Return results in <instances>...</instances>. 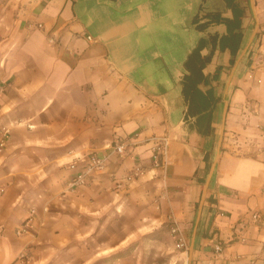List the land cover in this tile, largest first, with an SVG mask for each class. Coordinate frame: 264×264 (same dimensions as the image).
Instances as JSON below:
<instances>
[{
	"label": "crops",
	"instance_id": "obj_1",
	"mask_svg": "<svg viewBox=\"0 0 264 264\" xmlns=\"http://www.w3.org/2000/svg\"><path fill=\"white\" fill-rule=\"evenodd\" d=\"M230 33L234 53L219 46ZM199 43L208 134L185 118L182 91ZM0 84V264H148L141 237L160 230L147 246L171 249L169 214L182 264H264V0H0ZM116 141L123 155L65 190L85 155Z\"/></svg>",
	"mask_w": 264,
	"mask_h": 264
},
{
	"label": "built area",
	"instance_id": "obj_2",
	"mask_svg": "<svg viewBox=\"0 0 264 264\" xmlns=\"http://www.w3.org/2000/svg\"><path fill=\"white\" fill-rule=\"evenodd\" d=\"M41 26V24H38ZM4 89L0 84V92ZM10 136V125L8 123L0 124V151L4 149L8 138ZM152 144L150 146V158L154 167H162L165 163V157L167 156L170 144V138L167 135L153 136L151 138ZM109 151L103 156H99L95 153H90L82 158L83 165L79 172L74 174L65 184L66 191H75L86 183L87 176L100 170L104 167L105 161L110 154L116 153L123 155L125 152L124 142L116 141L108 147ZM142 172L139 166H136L133 171L127 174L122 181L117 182V186H120L123 181H130L135 176H138ZM3 193V188L0 187V195ZM167 224L169 235L173 239L174 246L177 249L184 250L186 248V241L184 233L182 232L177 220L172 214L167 215ZM29 219L24 220L16 230L17 234L25 233L29 227ZM214 253L219 256L223 250L221 243L216 242L213 244ZM25 257V253H19L17 260L22 263ZM218 264H228L220 262Z\"/></svg>",
	"mask_w": 264,
	"mask_h": 264
},
{
	"label": "trees",
	"instance_id": "obj_3",
	"mask_svg": "<svg viewBox=\"0 0 264 264\" xmlns=\"http://www.w3.org/2000/svg\"><path fill=\"white\" fill-rule=\"evenodd\" d=\"M230 1V0H229ZM197 17H195V21ZM216 20H222L219 17ZM229 29L232 28L230 20H225ZM204 25H199V28ZM233 26H238V18L233 22ZM238 35L236 33H230L228 36H222L219 39V46L223 48L225 46L231 47V52L234 53V48H232V41H236ZM201 43L188 55L185 67L187 73L183 76L182 79V91L187 101V111L185 118L188 120L189 116L195 117L192 125L201 133L208 134L212 131L211 127V109L215 101V96L213 95L212 90L207 89L202 91L199 87L200 83L206 84L209 82V78L202 72V67L204 62L209 59V57L204 58L199 55V48Z\"/></svg>",
	"mask_w": 264,
	"mask_h": 264
},
{
	"label": "rangeland",
	"instance_id": "obj_4",
	"mask_svg": "<svg viewBox=\"0 0 264 264\" xmlns=\"http://www.w3.org/2000/svg\"><path fill=\"white\" fill-rule=\"evenodd\" d=\"M116 224L114 223L111 228H114ZM167 233H169L168 227H167ZM169 235V234H168ZM141 240H144V245L147 247L142 248V255H144L150 263L148 264H169L166 263L168 261V257H171L172 264H182V257L180 255V249L175 248L173 245L171 249L166 247V250L164 252L161 251L158 246L157 247H149L147 246L150 243L155 242L156 244L160 245V242L162 240H165L164 234L158 230L150 234H145L141 237ZM168 251V252H167Z\"/></svg>",
	"mask_w": 264,
	"mask_h": 264
}]
</instances>
